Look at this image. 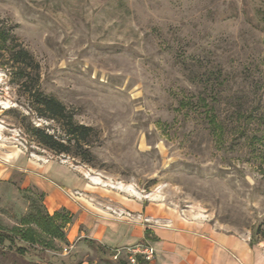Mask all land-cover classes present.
<instances>
[{"label":"rangeland","instance_id":"obj_1","mask_svg":"<svg viewBox=\"0 0 264 264\" xmlns=\"http://www.w3.org/2000/svg\"><path fill=\"white\" fill-rule=\"evenodd\" d=\"M0 24L39 63L41 90L96 132L89 164L43 149L22 124L59 129L0 65V232L20 225L30 198L55 213L24 182L45 165L264 250V0H0ZM200 97L213 99L223 132ZM65 233L51 247L5 242L0 264H119L113 250Z\"/></svg>","mask_w":264,"mask_h":264},{"label":"crops","instance_id":"obj_2","mask_svg":"<svg viewBox=\"0 0 264 264\" xmlns=\"http://www.w3.org/2000/svg\"><path fill=\"white\" fill-rule=\"evenodd\" d=\"M3 168L0 163V177ZM28 169L30 173L24 182L44 192L45 201L49 200L52 206V211L47 208L50 214L65 210L70 233L75 230L76 236L110 250L142 243L154 246V259L138 264H264L261 245L218 230L202 218L171 213L152 216L149 203L134 200L132 194L118 188L100 189L96 180L65 170L59 172L51 166L34 165ZM71 191H76L80 198H70ZM107 209L118 213L117 216Z\"/></svg>","mask_w":264,"mask_h":264},{"label":"trees","instance_id":"obj_3","mask_svg":"<svg viewBox=\"0 0 264 264\" xmlns=\"http://www.w3.org/2000/svg\"><path fill=\"white\" fill-rule=\"evenodd\" d=\"M0 65L11 76H14L13 78H16L19 89L27 96L31 112L44 121L55 123L61 136L59 138L38 126L29 125L25 128L22 124V129L27 131L45 150L56 155H68L82 162L91 163L90 145L96 136L95 130L76 122L73 113L63 103L41 90L39 63L22 46L11 30L3 24H0ZM212 101L213 99H210L208 102L205 97L198 98V104L203 107L208 123L214 130L223 132V127L217 121L215 114V103ZM29 200V212L21 219L20 225L13 227L9 233L0 232V249L5 242L12 244L16 239L30 245L40 244L44 247H51L55 240L66 241L65 227L70 220L65 210H60L50 216L40 199L30 198ZM84 241L90 245L97 244L88 239ZM100 247L104 249L103 246ZM15 251L20 256L26 253L24 247H17ZM110 254L114 256V250ZM117 261L119 264H128L126 258H122L121 255L118 256ZM86 264L92 263L87 262Z\"/></svg>","mask_w":264,"mask_h":264},{"label":"built area","instance_id":"obj_4","mask_svg":"<svg viewBox=\"0 0 264 264\" xmlns=\"http://www.w3.org/2000/svg\"><path fill=\"white\" fill-rule=\"evenodd\" d=\"M122 253L125 255L128 264H138L139 259L143 262H151L155 257L156 250L151 245L126 246L114 250L113 258L117 259Z\"/></svg>","mask_w":264,"mask_h":264},{"label":"bare ground","instance_id":"obj_5","mask_svg":"<svg viewBox=\"0 0 264 264\" xmlns=\"http://www.w3.org/2000/svg\"><path fill=\"white\" fill-rule=\"evenodd\" d=\"M93 180H96V179H93ZM95 182H97L98 183V181L96 180ZM118 189H120V190H123L122 189V187H117Z\"/></svg>","mask_w":264,"mask_h":264}]
</instances>
